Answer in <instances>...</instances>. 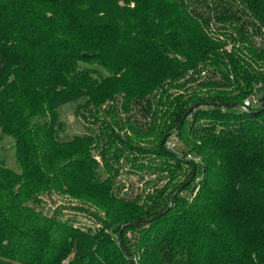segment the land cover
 Wrapping results in <instances>:
<instances>
[{
    "label": "trees",
    "instance_id": "trees-1",
    "mask_svg": "<svg viewBox=\"0 0 264 264\" xmlns=\"http://www.w3.org/2000/svg\"><path fill=\"white\" fill-rule=\"evenodd\" d=\"M74 103L98 129L63 138ZM4 136L0 264H264V0H0ZM126 153L164 184L127 195ZM47 194L94 224L36 209Z\"/></svg>",
    "mask_w": 264,
    "mask_h": 264
},
{
    "label": "rangeland",
    "instance_id": "rangeland-1",
    "mask_svg": "<svg viewBox=\"0 0 264 264\" xmlns=\"http://www.w3.org/2000/svg\"><path fill=\"white\" fill-rule=\"evenodd\" d=\"M254 39L259 42L258 36H255ZM115 105L118 107L119 104ZM88 109L89 108H81L79 110L76 107V103L69 104L59 109V118L64 122V131L62 133L63 138H71L73 135H82L91 132V129H98L96 128L98 125L97 123L95 124V121H89V117L87 115L89 113ZM132 113L137 115L139 122L144 121L138 109L137 111L133 109L131 114ZM106 116L108 117V115L102 114V117ZM118 117L120 120H125L127 118V113H124L119 107ZM168 140L175 144L173 152L181 153V150L183 149V143L178 140L175 135H171ZM13 143V139L8 136H4L0 139V162H2L8 168L19 171L14 158ZM125 155L126 156L121 155L120 159L115 161V166L119 167L116 183L125 186L124 190L127 195L135 196L138 194L146 196L148 193H152L154 187H160L162 184H164L165 179L162 178V174L156 173L153 169L151 170L149 166L151 165V168H153L156 165H159V160L155 159L152 162L149 161L150 159L143 157H139L136 160L131 154L129 155L126 153ZM126 157L128 158L126 159ZM201 173V166L198 164L196 174L197 179L201 177ZM193 193L195 192H192L188 189L183 192V195L189 196ZM41 200V204L37 206L35 205L36 209L38 210L42 209L47 214H53L55 208L62 206V216L64 218L72 219L75 226L78 225L82 227H88L94 224V219L92 218L91 213L89 211H80L74 208L76 205L79 206L81 204L77 201L71 200L67 196L47 194L41 196Z\"/></svg>",
    "mask_w": 264,
    "mask_h": 264
},
{
    "label": "water",
    "instance_id": "water-1",
    "mask_svg": "<svg viewBox=\"0 0 264 264\" xmlns=\"http://www.w3.org/2000/svg\"><path fill=\"white\" fill-rule=\"evenodd\" d=\"M84 55L86 56V53H84ZM213 105H215V106L237 107V108H241V109H244V108H245L242 104H238V103H230V102H215V103H213ZM197 106H198V105H193V106L190 108V110L193 109V108H195V107H197ZM186 115H187V113L185 114L183 120L185 119ZM183 120H182L181 122H183ZM179 125H181V123H180ZM176 129H177V127L174 128L169 134H166V135L162 138V140H161V147H162V148H164V142H165V140H166L168 137H170V136L176 131ZM194 171H195V167H194ZM190 180H191V178L188 180V182H189ZM174 194H175V193H174ZM174 194H172L171 197H170V202H169V205H168L167 209H169V208L171 207V205H172V199H173ZM163 213H165V210L162 211L161 213H159V214H157V215H155V216L149 218V219L143 220L142 222H147V221H149V220L155 219L156 217L162 215ZM120 231H121V230H120ZM120 233H121V232H120Z\"/></svg>",
    "mask_w": 264,
    "mask_h": 264
},
{
    "label": "built area",
    "instance_id": "built-area-1",
    "mask_svg": "<svg viewBox=\"0 0 264 264\" xmlns=\"http://www.w3.org/2000/svg\"><path fill=\"white\" fill-rule=\"evenodd\" d=\"M243 105L244 106H249L250 105V100L249 99L244 100ZM166 145L170 149H173L174 146H175V144L173 142L169 141V140L166 142ZM188 158H192L193 161H195V162H199L200 161V158L199 157H195L194 158L191 155H188Z\"/></svg>",
    "mask_w": 264,
    "mask_h": 264
}]
</instances>
